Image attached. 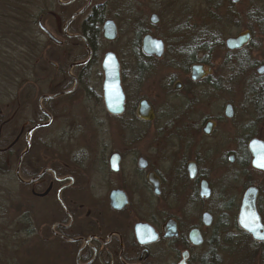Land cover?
Instances as JSON below:
<instances>
[{"label": "flooded vegetation", "instance_id": "1", "mask_svg": "<svg viewBox=\"0 0 264 264\" xmlns=\"http://www.w3.org/2000/svg\"><path fill=\"white\" fill-rule=\"evenodd\" d=\"M151 1L50 0L54 91L38 96L36 113L20 133L23 222L31 224L29 200L39 207L32 231L39 256L34 264H219L223 253L238 264H264V171L253 167L250 150L253 141L264 143V98L256 80L264 76L258 74L264 65H255L256 76L250 75L252 54L246 49L256 36L254 28L224 34L226 48L227 39L249 32L251 41L243 49L226 48L225 58L215 51L210 65L183 66L186 38L170 34L169 24L163 29L156 14H151L158 17L156 24L144 15ZM95 21L99 30L91 46L90 23ZM107 22L117 32L121 24L131 26L128 75L116 50L106 53L119 61L125 110L110 115L102 96L107 116L120 122L115 145L88 130L74 146L67 124L76 119L73 107L91 98V63L101 44L116 42L104 38ZM221 30L230 31L225 25ZM147 36L163 43L160 58L143 51ZM90 53V60L81 64ZM218 61L228 66L230 97L224 102L197 93L202 86L214 91ZM193 66H203L206 75L194 81ZM149 81L157 85L160 103L139 97ZM127 86L135 101L130 120L124 121L129 113ZM59 93L67 94L41 102L43 113L39 99ZM142 102L151 108L153 119L139 116ZM26 103L23 96V115L33 106ZM49 121L26 140L31 128ZM56 121L66 123L59 130L61 140L48 145L34 138ZM249 189L257 193L258 239L239 224ZM30 229L21 233L27 235Z\"/></svg>", "mask_w": 264, "mask_h": 264}, {"label": "rangeland", "instance_id": "2", "mask_svg": "<svg viewBox=\"0 0 264 264\" xmlns=\"http://www.w3.org/2000/svg\"><path fill=\"white\" fill-rule=\"evenodd\" d=\"M152 3H148V9L143 12L144 15H147L148 19L151 14H156L161 20V27L165 29L168 24L170 28V34H176V36H185L186 46L189 44L190 39L198 34L201 30L210 25L211 18H217L222 23L221 26L225 25L230 31H226L225 34H231L234 36L240 32H244L248 27L254 28L256 36L253 39L251 46V60L258 66L264 65V28L259 26L257 22H261V19L257 18L256 14L263 13L264 11V0H238V3L235 4L232 0H152ZM216 20V21H217ZM43 26L51 31V21L50 16L47 18L44 17ZM218 23H213V28H219ZM220 26V25H219ZM161 28V29H162ZM117 38L116 42L113 45H108L106 43L101 44V52L96 58L95 64L92 66V72L89 86V94L91 98L88 101H81L77 106L73 107V114L76 119L69 124L73 132L71 138L68 137V140L72 141L71 145L78 146L79 140L81 137L86 136L88 130H92L93 134L97 136H105L107 142H110V146H114L115 143L113 139H117L118 134L115 130L118 129L119 121L114 120L107 116L105 112L104 105L102 102L103 96V81L104 76L102 72V62L104 56L109 51H115L119 54L120 61L123 65V70L126 75L129 73V66L131 61L130 55V35H131V26L121 24L117 27ZM160 29V30H161ZM224 29V28H223ZM165 30H163L164 32ZM46 42V41H45ZM216 66V71L212 76V81L214 83V91L200 87L197 90L199 96L207 98L212 97L216 99H221L223 102L224 99H228L230 95L228 94V66L223 65L221 61H218ZM250 74V72H249ZM256 76V72H253ZM42 91L39 90L40 95H47L49 87H44ZM128 88V86H127ZM51 92V91H50ZM240 92H243V89H240ZM243 92V95L244 96ZM49 95V94H48ZM141 95V96H140ZM159 95V90L154 81H149L147 84L141 88L139 97L146 96L149 97L155 104L160 103V100L157 98ZM38 96L33 101V106L28 109V112L19 114L18 123H28L27 120L33 119V114L37 110V99ZM80 99V96H78ZM157 99V100H156ZM134 97L130 95L128 88L127 95V105H128V116L124 121L130 120V114L133 111ZM204 107V104H203ZM162 109V108H160ZM159 115H162L161 110ZM202 112H206L202 110ZM4 119L9 118V120L14 121V116H10V109H3ZM11 117V118H10ZM161 117V116H160ZM8 120V121H9ZM26 121V122H25ZM89 124V125H87ZM63 125H66L65 122L56 121L53 125L45 130L38 131L34 138L39 142H46L48 145L52 143L56 138L61 140L59 130L63 128ZM140 129L144 131L143 126H139ZM71 129V130H72ZM99 131V133H98ZM66 137V136H65ZM70 138V139H69ZM98 138V137H96ZM17 166V164H16ZM15 166V167H16ZM16 172V168H15ZM5 177L0 174V264H34V261H37L39 256H37L36 250H34V237L32 231H34L35 226V216L37 203L36 201L29 200L28 210L30 211L31 226L30 231L25 233H20V230L8 229L7 220H5ZM39 208V207H38ZM19 215H22V210ZM220 225V223H219ZM6 239V240H5ZM219 264H238V261H228L226 253H223L220 256ZM250 262H244L240 264H254ZM257 264V263H256Z\"/></svg>", "mask_w": 264, "mask_h": 264}, {"label": "trees", "instance_id": "3", "mask_svg": "<svg viewBox=\"0 0 264 264\" xmlns=\"http://www.w3.org/2000/svg\"><path fill=\"white\" fill-rule=\"evenodd\" d=\"M257 14L262 22L261 27H264V11ZM45 16H50V0H0V174L6 181L3 191L7 212L5 220L8 221L6 228L14 227L20 233L31 224L24 223L19 215L22 210V187L15 174L23 144L20 136L23 125L18 123L19 106L23 96L27 106L32 105L35 97L40 95L39 90L42 91L46 86L50 88L48 94L54 91L51 87V76L54 74L51 66V43L39 29V23L43 22ZM216 20L217 18L212 17L210 25L190 39L181 65L189 66L197 62L210 65L215 51L218 57H226L225 31L221 30L222 22ZM96 23L97 21L90 23L91 46L93 37L99 30ZM213 23H218L219 28H213ZM246 49H251V46ZM198 52L201 57L197 56ZM249 59L250 75H253V68L257 63L251 57ZM95 62L91 63V67ZM256 80L259 82L260 95L264 98V76ZM4 108L5 111L10 109V116L15 115L14 121L6 117L4 119ZM2 194L1 192L0 195Z\"/></svg>", "mask_w": 264, "mask_h": 264}, {"label": "water", "instance_id": "4", "mask_svg": "<svg viewBox=\"0 0 264 264\" xmlns=\"http://www.w3.org/2000/svg\"><path fill=\"white\" fill-rule=\"evenodd\" d=\"M237 2V0H234ZM151 22L156 24L158 22V17L156 15L151 16ZM40 29L43 33H45L50 38V33L47 29H45L40 24ZM104 38L108 41H115L117 38V30L115 26L111 22H107L103 27ZM251 41V34L249 32L243 33L236 38H229L226 40V48L229 51L240 50L249 45ZM163 43L161 41H157L152 39L150 36L145 37L143 41V51L145 54L149 56H156L160 58L163 54ZM91 58V53L89 55V59L81 64L87 63ZM81 64H75L74 66H78ZM102 72L104 75L103 81V100L104 105L107 112L113 116H120L124 113L125 110V95L121 84L120 77V64L115 54L108 53L105 55L102 62ZM259 75L264 74V67L258 70ZM206 75L203 66H193L192 67V79L194 81L199 80L203 76ZM71 92V91H70ZM67 93H59L55 96H43L39 99L38 104L43 113H45L41 107V102L43 100H50L60 95H64ZM139 116L143 119H153V113L151 108L147 105L146 102H142L140 110L138 112ZM50 121L43 124L35 125L31 128L27 135L26 140L38 129L43 127H48ZM251 154L253 156V167L255 169L264 171V143L253 141L250 145ZM21 164V159L18 163V168L16 171V177L20 180L19 177V167ZM256 200L257 193L255 190L249 189L241 203L240 206V215H239V224L240 226L250 234L254 236V238L258 239L259 231L261 229L260 218L257 214L256 208ZM205 218H209L208 215H205ZM209 224V223H207ZM199 244L200 241L195 242Z\"/></svg>", "mask_w": 264, "mask_h": 264}, {"label": "snow or ice", "instance_id": "5", "mask_svg": "<svg viewBox=\"0 0 264 264\" xmlns=\"http://www.w3.org/2000/svg\"><path fill=\"white\" fill-rule=\"evenodd\" d=\"M262 167H264V165H261ZM262 238H264V237H262Z\"/></svg>", "mask_w": 264, "mask_h": 264}]
</instances>
